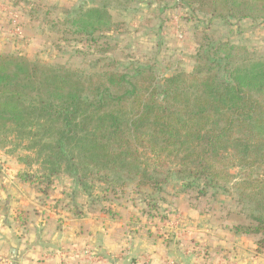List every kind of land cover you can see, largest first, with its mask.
<instances>
[{"label": "trees", "instance_id": "trees-1", "mask_svg": "<svg viewBox=\"0 0 264 264\" xmlns=\"http://www.w3.org/2000/svg\"><path fill=\"white\" fill-rule=\"evenodd\" d=\"M174 3L196 21L186 28L196 45L187 63L162 36L172 18L157 24L151 48L120 50L127 25L114 24L103 2L78 8L58 33L62 46L85 45L74 49L79 66L0 53V147L29 153L18 158L30 170L19 179L45 198L68 177L91 213L116 219L130 202L145 234L181 204L219 221L238 216L236 233L264 250V28L245 27L264 21V0ZM49 11L40 2L21 17L62 26Z\"/></svg>", "mask_w": 264, "mask_h": 264}, {"label": "crops", "instance_id": "crops-1", "mask_svg": "<svg viewBox=\"0 0 264 264\" xmlns=\"http://www.w3.org/2000/svg\"><path fill=\"white\" fill-rule=\"evenodd\" d=\"M22 173L0 156V264L255 263L250 242L189 208L176 224L171 218L145 234L135 214L91 213L61 185L45 198Z\"/></svg>", "mask_w": 264, "mask_h": 264}, {"label": "rangeland", "instance_id": "rangeland-1", "mask_svg": "<svg viewBox=\"0 0 264 264\" xmlns=\"http://www.w3.org/2000/svg\"><path fill=\"white\" fill-rule=\"evenodd\" d=\"M96 4H94L95 2ZM160 0H132L130 2H121L119 0H0V53H9L13 50H17L24 56L30 59H39L46 64H63L67 66H79L83 61L82 57L77 53H74V49L84 50L85 45L76 43L72 44L74 47H67L60 45L59 43V32L70 27L71 21L79 14L78 8L84 6L87 8L90 5L98 6L102 2L108 4L109 14L114 24L119 22L125 23L128 33L117 35V40L120 44V50L126 52H140L145 51L147 48H151L155 41L152 37V32H157V24L161 19H170V25L164 24L162 36L171 38L172 46L181 47L178 51L177 60L182 63H187L190 60V56L194 52L196 45L193 43L192 38L186 35V28H194L196 21L190 20V10L176 7L174 0H170L167 4L168 8L159 7ZM44 3L49 6V12L53 20L56 17H61L63 20L62 26L52 27V25H40L34 23L32 20L29 21L28 17H21L23 10L29 11L32 9L33 4ZM150 4L147 7L146 4ZM149 6V5H148ZM164 12V16H159V12ZM44 13H42L43 15ZM189 19V23L183 24V15ZM196 16L199 18L198 21L204 22V15L198 13ZM148 24V26H147ZM248 28H264V21H258L254 24L250 23ZM255 31H251L248 36H251L253 40L249 43V46L255 48L258 41L255 40ZM113 34V33H112ZM264 36V33H263ZM61 46V47H59ZM62 48V49H61ZM116 59H122L123 54L119 51L113 54ZM13 147L9 146L6 148L0 147V156H9L12 161L19 166L22 170H29L25 166L18 162L20 157H28L29 153L24 150H19L16 153H12ZM37 168L34 167L33 170ZM30 172V170H29ZM63 180V181H62ZM65 183V185H64ZM60 185L67 189V199L72 198L76 201L85 204L87 199L85 198L81 189H78L72 180L68 177H63L60 180ZM85 206H88L86 203ZM124 207L120 211L122 214L133 216L134 218L140 217L138 209L132 206L130 202H125ZM177 211L173 216V224H176L182 214L186 213L190 207L186 205H178ZM188 209V210H189ZM89 210V209H88ZM88 210L86 213H88ZM191 210V209H190ZM195 213L194 210H192ZM197 213V212H196ZM198 214V213H197ZM200 215V214H198ZM201 216L209 218L208 223L213 227L220 226L231 232H235L234 224L240 223L241 219L238 216H233L224 221H219L213 214L203 213ZM215 225V226H214ZM238 238H244L250 242L253 246L250 258L254 259V264H264V250L258 249L256 241L251 236L237 234ZM204 251V250H203ZM200 253H204L200 250ZM206 254V253H205ZM250 262V261H249Z\"/></svg>", "mask_w": 264, "mask_h": 264}, {"label": "built area", "instance_id": "built-area-1", "mask_svg": "<svg viewBox=\"0 0 264 264\" xmlns=\"http://www.w3.org/2000/svg\"><path fill=\"white\" fill-rule=\"evenodd\" d=\"M170 264V263H169Z\"/></svg>", "mask_w": 264, "mask_h": 264}]
</instances>
